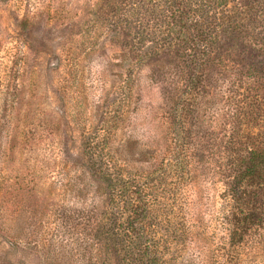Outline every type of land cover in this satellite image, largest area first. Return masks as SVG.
Segmentation results:
<instances>
[{
    "label": "rangeland",
    "instance_id": "1",
    "mask_svg": "<svg viewBox=\"0 0 264 264\" xmlns=\"http://www.w3.org/2000/svg\"><path fill=\"white\" fill-rule=\"evenodd\" d=\"M146 2L0 0V264H142L98 184L81 185L84 146L102 141L137 176L172 155L173 131L191 151L161 185L167 264H264V226L233 263L225 184L264 144V0H216L176 28ZM201 28L211 55L195 65Z\"/></svg>",
    "mask_w": 264,
    "mask_h": 264
},
{
    "label": "trees",
    "instance_id": "2",
    "mask_svg": "<svg viewBox=\"0 0 264 264\" xmlns=\"http://www.w3.org/2000/svg\"><path fill=\"white\" fill-rule=\"evenodd\" d=\"M146 1L148 3L143 4L142 9L150 5L163 14L169 13L172 28L183 23L181 17L189 16L186 23H193L196 17L214 11L213 8L216 5V0ZM164 6H167L168 10H164ZM185 8L186 12H183ZM138 13L141 14L140 10ZM203 28L199 29L200 31L197 30L196 36L188 43L192 45L189 56L193 62L196 61L195 65L206 63L211 55L210 33H206ZM185 34H180L178 40H188ZM262 73L264 74L263 71ZM201 83L200 77L194 80L193 85ZM171 136L174 148L169 154H172L170 156L172 159L170 160V157L166 159L155 171L152 167L156 165L151 164L149 168L153 170L152 172L143 170L137 176H132L128 171L124 174L125 168L119 162L112 164L106 154L109 148L102 141L88 142L84 146V161L81 168L85 166V172L88 175L81 180V185L86 184L87 178H89V186L98 184L96 189L106 209V220L111 233L122 236L125 239L123 241L128 243L134 252V258H139L142 264H167L168 262L169 243L165 242V237L157 238L156 235L167 229L170 233L171 230L166 225L165 218L171 215L169 213L174 207L171 208L170 204L164 203L166 199L161 195L167 191L161 188V185L165 183L167 177L178 178V180L183 177L180 175L184 169L180 166L182 161L189 159L185 155H189L191 149L182 140L181 134L173 131ZM250 144L243 149L241 156L234 159L233 163L238 162L237 172L234 170L236 174L225 183L228 197L233 201L235 209L229 214L227 220L230 226L231 244L236 253L233 256V263L238 260L237 249L244 244V240L253 235L256 227L261 229L264 226V144L259 145L257 141H250ZM154 175L159 176L158 180L153 178ZM171 199L170 195L168 201L174 200Z\"/></svg>",
    "mask_w": 264,
    "mask_h": 264
}]
</instances>
